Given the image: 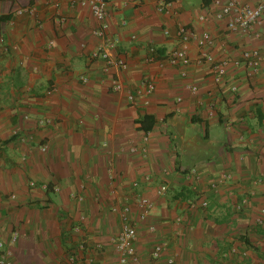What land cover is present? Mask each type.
I'll list each match as a JSON object with an SVG mask.
<instances>
[{"label":"crops","instance_id":"obj_1","mask_svg":"<svg viewBox=\"0 0 264 264\" xmlns=\"http://www.w3.org/2000/svg\"><path fill=\"white\" fill-rule=\"evenodd\" d=\"M105 1L114 53L127 64L108 74L101 59L91 58L99 41L87 5L0 0V240L13 264H113L115 253L107 242L119 219L109 207L124 201L134 180L155 205L137 228L143 261L165 264L173 255L176 264H264V226L256 223L264 208V184H252L264 178V68L250 75L229 66L216 83L209 63L193 61L194 40L185 43L192 59L188 65L166 60L180 44L179 24L208 31L216 59L237 58L248 48H259L264 58V37L227 31L214 17L212 0H171L162 10V0ZM26 3L35 7L34 15L13 12ZM202 14L206 20H199ZM151 48L156 58L148 61ZM111 75L130 91L142 78L152 80L149 103L131 105L125 91L110 88ZM51 86L55 89L48 94ZM144 114L154 120L148 131L139 127ZM41 119L49 122L39 124ZM23 135L31 140L20 142ZM132 143L145 144L146 156L129 153ZM193 166H199V175L188 180L185 173ZM164 167L170 170L168 191L157 196L153 189ZM223 171L233 175L230 182H221ZM144 174L151 176L149 183ZM211 181L215 190L209 189ZM229 189L234 195H227ZM199 190L209 199L208 209L187 204L198 199ZM249 192V205L234 211L233 201ZM72 193L83 198L77 201ZM171 195H176L172 201ZM132 207L137 209L133 202ZM148 223L155 224L154 233L147 231ZM157 240H166L168 247L158 261H149Z\"/></svg>","mask_w":264,"mask_h":264},{"label":"built area","instance_id":"obj_2","mask_svg":"<svg viewBox=\"0 0 264 264\" xmlns=\"http://www.w3.org/2000/svg\"><path fill=\"white\" fill-rule=\"evenodd\" d=\"M73 4L87 5L90 11L97 21L96 27L92 29V34L98 38V44L96 48L91 53V58L101 59L103 61L102 71L106 74L110 73L112 69H125L127 67L126 61L122 56L116 55L114 53L116 49V39L113 38L108 30V12L106 10L105 0H71ZM171 0H162L160 2L159 8L167 9L170 6ZM212 4L216 7L214 14L215 19L222 20L225 24V29L231 32H255L257 36L264 37V0H212ZM55 6L57 4L55 3ZM16 14H28L34 15L35 7L29 3L24 5L16 6L13 9ZM208 15H200L199 20H206ZM59 22L65 21L64 17H59ZM165 33H168L165 30ZM176 38L180 41L179 46L173 48L166 54V60L169 64L174 66L184 67L188 65L192 59L190 58L187 47L185 45L189 40H194L198 47V54L193 61L197 64L209 63L212 70V78L218 83L221 82L227 72L229 66H240L243 67L248 74H258L264 68L263 66V54L259 48H248L242 50L241 54L237 58L223 57L216 59L209 51L213 45V36L208 31H202L201 33L195 32V30L187 24H179L175 33ZM49 45L53 44V41L48 42ZM151 54L147 60L153 61L156 58L155 50L151 48ZM182 74H185L182 71ZM85 81L86 76L83 75L80 78ZM110 88L115 92H124L128 102L133 105H144L146 106L150 101V96L154 91V83L152 80L144 77L140 80L139 85L133 90H128L124 83L118 78L111 75ZM191 92L197 91V86L190 84L188 86ZM54 86H51L46 90L49 94L54 91ZM231 91H236V84L230 86ZM180 100V98H178ZM208 115H214L213 107H211ZM27 117V115H25ZM48 120H38L39 124H46ZM147 137V135H146ZM145 137V138H146ZM18 140L20 142H25L31 140V137L19 136ZM2 146V141L0 140V147ZM39 149L44 151L47 149V144H39ZM128 151L131 154H139L141 156H146L148 150L145 144L132 143L128 147ZM112 172L110 173V175ZM162 180L154 187L153 191L155 195L162 196L168 191V178L170 175V170L166 167L161 170ZM186 179L196 180L199 175V166H193L188 169L185 173ZM220 180L223 183H228L232 180L233 175L228 171H223ZM113 175H111L112 177ZM142 180L145 183H149L151 176L149 174H144ZM140 180H134L131 182L132 192L125 197L124 201L119 204H112L109 207L110 212L117 214L119 219V228L115 235L108 239V244L111 246L115 253V262L113 264H148L143 261L139 255L136 248L137 241V228L142 222H145L147 217L153 213L155 208L153 200L145 194L138 191ZM264 184V178L256 177L252 180L253 185ZM30 185H34L33 181H30ZM217 183L211 181L209 183V189L215 190ZM250 194H240L237 199L232 203V209L236 212H241L250 203ZM198 199H189L187 204L190 208H202L208 209L210 207V202L207 196L203 195L202 192L198 191ZM227 195H234V191L229 189ZM71 197L77 201H80L83 196L81 194L72 193ZM132 202L137 206L134 211L132 207ZM181 219H177L180 221ZM256 223L264 226V208L260 209V215L256 218ZM147 231L154 233L156 231V226L153 223H148L146 225ZM17 238V232L13 231L10 236V242H14ZM101 243L96 244V248L101 249ZM168 247L166 240H157L149 252V261H158L163 253ZM231 253H236L235 247L230 249ZM244 255V253H243ZM71 260L74 259V255H70ZM0 264H13L10 251L6 248L5 243L0 240ZM165 264H176L173 255H168L165 258ZM218 264H222L221 261Z\"/></svg>","mask_w":264,"mask_h":264},{"label":"trees","instance_id":"obj_3","mask_svg":"<svg viewBox=\"0 0 264 264\" xmlns=\"http://www.w3.org/2000/svg\"><path fill=\"white\" fill-rule=\"evenodd\" d=\"M153 121L154 120L150 115L144 114L142 116V119L139 120V127L141 129H143L144 131H148L151 128ZM181 196H183V195H181Z\"/></svg>","mask_w":264,"mask_h":264},{"label":"rangeland","instance_id":"obj_4","mask_svg":"<svg viewBox=\"0 0 264 264\" xmlns=\"http://www.w3.org/2000/svg\"><path fill=\"white\" fill-rule=\"evenodd\" d=\"M191 161V160H190ZM179 186V185H178ZM178 193V192H177ZM176 193V194H177ZM176 195H171V201L173 200V198L175 197ZM261 248L262 250H264V241H263V244L261 245Z\"/></svg>","mask_w":264,"mask_h":264}]
</instances>
